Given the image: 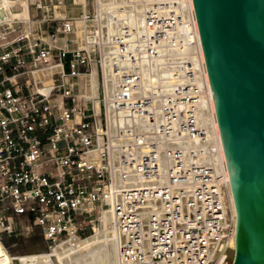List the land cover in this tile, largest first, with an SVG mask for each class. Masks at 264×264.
I'll return each instance as SVG.
<instances>
[{
  "label": "bare ground",
  "instance_id": "1",
  "mask_svg": "<svg viewBox=\"0 0 264 264\" xmlns=\"http://www.w3.org/2000/svg\"><path fill=\"white\" fill-rule=\"evenodd\" d=\"M48 3L49 0H0V210L6 214L10 232L20 234L22 222L30 220L42 228L50 247L11 255L0 241V264H116L111 195L118 179L114 160L121 140L110 137V133L122 119L115 115L109 98L111 83L116 78L113 63L117 64L118 71L121 62L128 71L132 66L130 60L119 59L118 40L113 42L112 39L116 36L126 42V56L138 55L134 45L139 42L142 47L140 37L154 29L147 25L146 10L150 15L159 16H167L169 11L174 13V29L167 32L174 43L162 37L153 43L151 53L141 51L136 61L141 80L148 89L159 81L164 86L182 81L181 75L170 76L173 67L168 63L173 54L178 58L190 57L195 83H206L208 87L207 97L201 95V106L205 109L201 114L208 127V142L215 146L211 158L229 182L193 1L73 0L82 10L75 16L60 9H66L65 0ZM90 3L92 15H88ZM36 10L44 16L37 20L38 30L42 29V21L49 28L50 21L59 19V29L65 34L50 41L51 45L59 42L63 46L55 54L46 42L48 37H39L40 44L30 49L31 65L35 71L42 70L48 79L57 68L55 62L60 66L54 73L65 78L79 74L74 98L72 83L63 84V93L53 98V103L49 96L57 88L52 84L43 85L36 96L30 98L29 92L23 93L20 86L6 85L22 75L19 70L22 65L29 68L20 42L27 39L29 45V38L34 36L31 14ZM3 25L9 26L2 29ZM12 25L17 27L12 28ZM185 31L192 39L190 43L182 36ZM69 44L75 49L66 62ZM2 60L6 64L11 60L15 62L11 72L5 71ZM85 66L90 69L81 73ZM68 97L74 100L73 105L65 103ZM38 99L43 102L37 107ZM87 100L91 101L90 109L85 106ZM53 110L59 113L58 118H54ZM58 119L61 123H57ZM37 123L46 130V136L33 135ZM44 152L47 157H43ZM229 191L235 213L231 189ZM95 208L98 212L94 218L98 223H93V232L82 238L77 234L80 228L76 219L92 213ZM12 256L13 263L10 262Z\"/></svg>",
  "mask_w": 264,
  "mask_h": 264
},
{
  "label": "built area",
  "instance_id": "2",
  "mask_svg": "<svg viewBox=\"0 0 264 264\" xmlns=\"http://www.w3.org/2000/svg\"><path fill=\"white\" fill-rule=\"evenodd\" d=\"M174 16L172 11L167 16L145 11L147 25L154 29L140 37L142 47L134 45L138 55L126 56V42L112 39L118 40L119 59L130 60L132 66L128 71L121 62L118 71L113 63L116 78L109 98L122 119L110 133L121 140L111 195L116 264H227L233 250L235 213L229 182L211 158L215 146L208 142L201 114L206 83H195L190 57L173 54L170 76L181 75L182 81L166 87L159 81L148 89L136 63L141 51L151 53L159 38L174 43L167 34L174 29ZM182 36L191 42L188 32ZM8 231L0 210V241L5 247Z\"/></svg>",
  "mask_w": 264,
  "mask_h": 264
},
{
  "label": "water",
  "instance_id": "3",
  "mask_svg": "<svg viewBox=\"0 0 264 264\" xmlns=\"http://www.w3.org/2000/svg\"><path fill=\"white\" fill-rule=\"evenodd\" d=\"M235 208L229 264H264V0H192Z\"/></svg>",
  "mask_w": 264,
  "mask_h": 264
},
{
  "label": "rangeland",
  "instance_id": "4",
  "mask_svg": "<svg viewBox=\"0 0 264 264\" xmlns=\"http://www.w3.org/2000/svg\"><path fill=\"white\" fill-rule=\"evenodd\" d=\"M57 1L58 0H49L48 4L51 5V2H57ZM72 1L73 0H65L66 9L63 8V7L60 8L61 10H67L69 16L78 15L82 11L81 8H80L81 6H75L72 3ZM91 7H92L91 3L88 4V15L89 14L90 15L93 14V9ZM49 13H50L51 16H53L51 11H49ZM31 17H32L31 33L34 36L29 38V45H28L27 39H22L21 42H20V45H21V48H22V56H23V58L26 61L29 62V68L27 66H25V65H22L19 68L20 72H22V75L16 77L13 80L8 81L10 83L7 82L8 84H6V85L9 86V85L13 84L14 86H20L23 89V93H28L29 92V98H30V97H35L36 96L35 94H36L37 90H39V88L42 87L43 85L52 84V85H54L57 88L49 96L50 102L53 103L52 99L56 98L58 96V94H62L63 93V88H64L63 84H65V82H66L67 85L72 83V85H73L72 94H74L73 95V98H74L76 96L75 95V91L79 87V74L70 75V76H67L65 78V77L61 76L59 73H54L57 70V68H55L53 70L52 77L48 79V78L45 77V75H44V73L42 72L41 69H40L41 71H39V72L35 71L34 68H33V65H31L32 64V54H30V49L34 48V45L40 44V41L38 39L39 37L40 38L48 37V40H46V42L49 43V45L54 49V52H53L54 54L58 53V50L63 48V46L59 42H57V43L54 42L53 43L54 45L50 44L51 42H53V38L58 37V39H59V37H63L64 34H65L64 32H62L59 29V27H60L59 25L61 24V20L53 19L52 21H50V27L49 28L45 27L46 26V22L42 21L40 23V26L42 27V29L38 30V27L36 28L37 20H40L44 16H42L40 11L36 10V11L33 12V14H31ZM7 26H9V25H3L1 28L4 29ZM16 27H17V25H12V28H16ZM13 34L14 33H11L10 37H13ZM72 45L69 44V46H68L69 53H67V55H66V62L68 61V58L71 57L72 51L75 49V46L74 45L72 46ZM7 48H6V50H7ZM37 48L38 47H36V50H37ZM6 53H7V51H6ZM13 59L16 60L15 57ZM2 62H3V65L5 67L4 69H5L6 72H11L13 70V67L15 65L14 64L15 62L13 60L9 61V63H7V64L3 60H2ZM55 63H58V62H55ZM65 66H66V70H68L67 63L65 64ZM89 69H90L89 66H85V68L81 69V73H86V72H88ZM66 99L67 100H65V103H67L68 105H73L74 104V100L71 97H68ZM42 102L43 101L38 99L37 100V107ZM45 102L46 101L44 100V103ZM90 105H91V101L87 100L85 106H87L90 109ZM53 112H54V110H53ZM53 114H54V118H58L59 117V113L58 112H56V113L54 112ZM57 123H61V120L58 119ZM32 133H33V135H36V136L41 137V138L46 136V134H47L46 130L41 125H39L38 123L35 126V129H34V131ZM47 155L48 154L46 152L43 153V157H47ZM55 208H58V207L55 206ZM2 212L4 213L3 210H2ZM97 212H98V209L95 208L92 213L85 214V215H80V216L77 217L76 222L78 223V228H80L79 231L77 232V234L80 237L82 236V238H85L87 235H89V234H91L93 232V229H92L93 223H98V221H96L95 218H94V217H96ZM4 215L6 216L5 213H4ZM26 227H28V228L25 229ZM4 243H5L8 251L12 255H20V254L29 253V252H32V251L44 250L46 248L48 249V247H49V244L47 243V241L44 238V234H43L42 228L40 226H38V225H34L30 220H29V222H26V221L22 222V230H21L20 234L16 235V234H13L12 232L8 231V233L4 236ZM231 257H232V251H229L228 263L227 264L230 263Z\"/></svg>",
  "mask_w": 264,
  "mask_h": 264
},
{
  "label": "crops",
  "instance_id": "5",
  "mask_svg": "<svg viewBox=\"0 0 264 264\" xmlns=\"http://www.w3.org/2000/svg\"><path fill=\"white\" fill-rule=\"evenodd\" d=\"M57 65H56V67H57V69H58V67L60 66L58 63H56Z\"/></svg>",
  "mask_w": 264,
  "mask_h": 264
}]
</instances>
